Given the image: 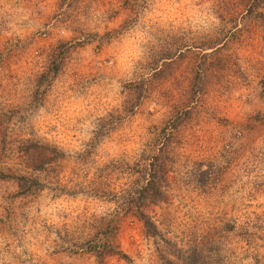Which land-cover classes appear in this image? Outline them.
<instances>
[{
  "label": "rangeland",
  "instance_id": "obj_1",
  "mask_svg": "<svg viewBox=\"0 0 264 264\" xmlns=\"http://www.w3.org/2000/svg\"><path fill=\"white\" fill-rule=\"evenodd\" d=\"M0 264H264V0H0Z\"/></svg>",
  "mask_w": 264,
  "mask_h": 264
},
{
  "label": "trees",
  "instance_id": "obj_2",
  "mask_svg": "<svg viewBox=\"0 0 264 264\" xmlns=\"http://www.w3.org/2000/svg\"><path fill=\"white\" fill-rule=\"evenodd\" d=\"M249 13L252 14L251 11H249ZM161 148L162 146L159 149L161 150ZM137 163H135V166L133 167H135V171L138 174V177L135 180H138V182L141 183V185H138L139 189L137 192L139 204L137 203L136 199L132 200V202L129 203L130 207L126 208V212L127 214H130V211L132 209H135V216L143 224L146 235L155 237L157 235V228L155 224L150 220V218L142 211H140V206L148 202L157 203L159 200H162L164 198L162 183L160 182V179L163 178L162 174L165 173V170H167L166 168L168 166V160L163 152H159L157 155H153L151 159L146 163H143L140 166ZM125 193H127L128 195H132L135 192L133 191V188L130 187L129 190ZM114 221L115 219H112L111 224ZM105 244H107V241H102L98 244L89 246L86 250L89 252L95 251L98 255H100L106 249ZM115 252L117 255L121 254L118 251Z\"/></svg>",
  "mask_w": 264,
  "mask_h": 264
}]
</instances>
